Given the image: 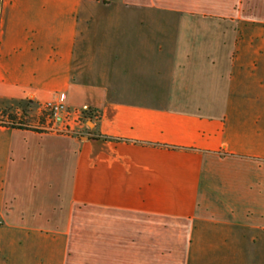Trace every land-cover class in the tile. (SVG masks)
<instances>
[{"label":"crops","instance_id":"0c3cea01","mask_svg":"<svg viewBox=\"0 0 264 264\" xmlns=\"http://www.w3.org/2000/svg\"><path fill=\"white\" fill-rule=\"evenodd\" d=\"M0 264H264V0H0ZM91 123V127L87 126Z\"/></svg>","mask_w":264,"mask_h":264},{"label":"built area","instance_id":"2783aa9c","mask_svg":"<svg viewBox=\"0 0 264 264\" xmlns=\"http://www.w3.org/2000/svg\"><path fill=\"white\" fill-rule=\"evenodd\" d=\"M38 109L46 114L49 125L31 129L34 131L71 134L74 126L83 122V111L69 108L59 101H49L38 106Z\"/></svg>","mask_w":264,"mask_h":264},{"label":"rangeland","instance_id":"374dc122","mask_svg":"<svg viewBox=\"0 0 264 264\" xmlns=\"http://www.w3.org/2000/svg\"><path fill=\"white\" fill-rule=\"evenodd\" d=\"M11 115H16V123L18 119L24 118L21 122L23 123V126L28 129H36L49 125V121L44 112H41L40 109H30V107L25 105L11 106L7 108L0 114V121L7 123L8 118ZM85 121L86 120L84 119L82 122L83 127H85ZM87 126L91 127V123H88Z\"/></svg>","mask_w":264,"mask_h":264},{"label":"trees","instance_id":"16d2710c","mask_svg":"<svg viewBox=\"0 0 264 264\" xmlns=\"http://www.w3.org/2000/svg\"><path fill=\"white\" fill-rule=\"evenodd\" d=\"M92 111L90 109H87V110H84L83 111V114H91ZM24 118H21V119H18L17 123H16V115H11L9 118H8V121L6 124V126L10 127V128H19V129H26L24 126H23V123L21 122Z\"/></svg>","mask_w":264,"mask_h":264}]
</instances>
